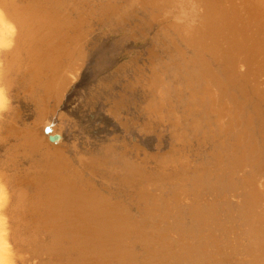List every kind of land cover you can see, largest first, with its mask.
Wrapping results in <instances>:
<instances>
[{
  "label": "bare ground",
  "instance_id": "6f19581e",
  "mask_svg": "<svg viewBox=\"0 0 264 264\" xmlns=\"http://www.w3.org/2000/svg\"><path fill=\"white\" fill-rule=\"evenodd\" d=\"M19 1L0 0V82L20 76L36 105L33 125L6 127L8 162L31 163L10 181L35 254L45 264H264V0ZM86 6L123 42L156 30L148 63L131 53L116 70L132 76L109 113L128 129V95L141 91V133L167 124L166 152L113 143L67 155L55 118L89 60ZM6 247L0 236V264Z\"/></svg>",
  "mask_w": 264,
  "mask_h": 264
},
{
  "label": "rangeland",
  "instance_id": "374dc122",
  "mask_svg": "<svg viewBox=\"0 0 264 264\" xmlns=\"http://www.w3.org/2000/svg\"><path fill=\"white\" fill-rule=\"evenodd\" d=\"M104 1L105 0H103V2ZM99 2L100 1H98V3ZM86 3L88 2L85 0L84 4ZM4 8L5 5L0 2V12L3 11L6 13V8ZM85 9L89 11L86 13L88 14L91 12L92 7L86 6ZM139 13L142 15L141 12ZM86 14L84 17L87 18L89 14ZM96 14L98 15L97 12L95 15ZM76 15L78 17V14ZM91 15L92 14L90 13L89 17H91L92 20L89 18L90 20L88 19V21L93 23L91 25H94V27H92L96 32L92 34V39L90 38V41H92L88 47L89 60L87 66L74 84L73 88L69 90L60 107L59 115H64V120L60 121V116L55 118L56 124L61 125L62 127V141L63 145H65L64 149L67 147L65 149L67 155L73 159L74 153L78 151L77 149H79L78 152H81L82 155L89 152H102V148H105V146L108 147L113 143L130 145L131 148L133 145H138L142 151H145L149 155H155L159 150L163 153L166 152L172 143L170 134L171 129L167 124H165V127L157 133H141V126L145 125L147 122L146 116L141 111V108L145 107V103L142 101L143 98L142 93H140L141 91H138L132 96L128 95L130 96V104L125 117H129V120L131 119L135 126H133V123L131 122L128 125V129H126L123 124L117 119H114V116L109 113L111 100L114 99V97L117 98L125 93L127 78L132 76L130 73L128 77L125 75L119 76L117 75L116 70L135 53H140L141 65L148 63V50L151 49L156 30L145 40V42L143 40L136 43L134 39V42L132 39L127 40L128 42H123L121 38L122 34L116 33L103 35L102 28H104L105 25L101 22V16L98 15L100 16V19L97 15ZM154 17H156V15ZM11 18L14 19V17ZM76 19L78 18H75L74 20ZM1 51L2 49L0 52ZM3 60V55L0 54V68L2 67ZM125 80L126 82H124ZM4 85V83L1 84L0 82V205H2L0 211H3V215L1 216V227L3 228H0V236L3 241L6 240L7 243L6 259H8V264H45L47 256H37L34 252L33 246L28 242L29 240L27 237L29 234L26 232L27 230L24 225L25 222L22 224L18 218H15L14 197L16 191L14 190V185L10 179L11 176L13 177L16 173H23V171L28 170L31 163L25 159H18L17 163L19 164L16 165L8 162L10 158L9 161H12V153L10 150L13 146L14 140H7L8 133H6L9 130H7V128H10L9 125L12 124H17L18 127L22 128L33 125L37 119L36 105L27 98L24 90H22L20 76L15 78L12 87H10L8 83H6L5 86ZM3 98L4 100H2ZM8 122L11 124H8ZM74 144L77 148H73ZM193 146L195 152L192 153L193 155H190V160L192 161L193 158L195 159L191 165H197L198 163L196 164V162L198 161V158L195 154L198 153V148L197 146L195 147V143H193ZM9 148L10 152H8ZM208 153H205V155ZM141 158H143V155H141ZM152 165L154 166V164L151 163L149 167H152ZM2 187H4L5 190Z\"/></svg>",
  "mask_w": 264,
  "mask_h": 264
},
{
  "label": "water",
  "instance_id": "95a60500",
  "mask_svg": "<svg viewBox=\"0 0 264 264\" xmlns=\"http://www.w3.org/2000/svg\"><path fill=\"white\" fill-rule=\"evenodd\" d=\"M52 132V129L48 126L46 129H45V133L46 134H50ZM60 140V136L59 135H55V136H50V141L51 142H59Z\"/></svg>",
  "mask_w": 264,
  "mask_h": 264
}]
</instances>
